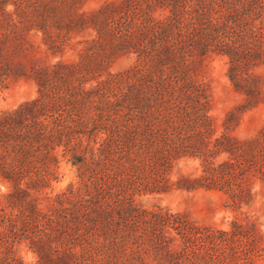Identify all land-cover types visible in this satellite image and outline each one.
Returning a JSON list of instances; mask_svg holds the SVG:
<instances>
[{
    "label": "trees",
    "instance_id": "trees-1",
    "mask_svg": "<svg viewBox=\"0 0 264 264\" xmlns=\"http://www.w3.org/2000/svg\"><path fill=\"white\" fill-rule=\"evenodd\" d=\"M126 1L117 33L118 11L110 2L89 13L79 12V0L47 9L51 18L62 15L63 6L71 13L53 24L54 31L43 27L47 50L72 49L78 59L44 65L36 71L37 95L0 109V264L15 253L19 232L33 228L24 236L36 254L31 264H254L264 254V240L253 221H234L229 229L198 226L179 212L149 205L154 198L144 196L170 187L181 157L200 159L201 169L179 173L178 187L222 185L236 206L249 196L251 178L234 175V190L230 171L246 167L264 176V123L244 149L226 130L214 136L205 76L208 59L225 57L230 82L245 96L242 106L264 104V74L257 71L264 68V0ZM16 16L13 28L26 29ZM89 21L100 22L97 36L86 33ZM2 27L0 54L13 29ZM75 32L87 47H117L120 39L121 47L135 52L134 62L104 75L105 56L89 60L87 48L71 42ZM5 68L0 87L26 71ZM145 87L161 97L156 112L143 101ZM221 151L229 158L219 164ZM62 160L76 167L77 180L49 195L44 190ZM43 192L45 209L38 207Z\"/></svg>",
    "mask_w": 264,
    "mask_h": 264
},
{
    "label": "rangeland",
    "instance_id": "rangeland-1",
    "mask_svg": "<svg viewBox=\"0 0 264 264\" xmlns=\"http://www.w3.org/2000/svg\"><path fill=\"white\" fill-rule=\"evenodd\" d=\"M62 1L0 0V31L2 30L1 28H5L2 26L10 29L13 28L14 21L19 20V16H16V13L20 15L23 25L26 26V29H22L19 24L17 28L12 29V39L8 41L6 51L0 54V73L6 70V64H9L16 73L23 72L20 71L23 69L26 70L25 74H21L18 77H14V75L9 76L5 84L0 87V109L14 108L20 103L36 96L38 89L36 71H40L44 65L59 60L71 62L78 59L72 49L66 48L64 53H52L50 50H47V46L43 43L44 26L53 27L51 31H54L53 24L63 22L71 16L67 6L62 7V5V15H59L60 17L51 18L47 15V9H52L53 6H59L60 8V5L57 4L62 3ZM107 2L112 3L118 11L116 13L115 23H113V32L117 33L120 29L119 25L124 21V15H121V12L127 8L126 0H79L77 9L79 12L84 11L89 13L100 9ZM47 3L48 6H45ZM158 12L155 11L153 14L157 15ZM24 14L27 16H24ZM87 26L86 33L88 32L90 36L98 35L101 28L100 22L94 24L89 21ZM21 34H24L23 39L19 37ZM81 34L78 32L73 33L71 42L75 44L76 48L82 46L87 48V57L90 58L89 60L94 57L100 59L105 56L104 60L106 61H104L103 67L104 75L108 72L115 73L123 71L129 68L134 62L135 52H128L127 49L121 47L123 45L120 39L115 41L117 47L110 44L104 48L95 44L87 47V43L80 42L84 39ZM104 35L103 37L106 42L112 41L109 33L106 32ZM90 36L88 35L87 37ZM226 61L225 57L215 56L214 58L208 59L205 63V76L209 83L211 99L209 114L213 117L214 136L226 130L229 139L236 142L241 149H244L248 146L249 141L256 136L258 130L264 123V104L247 107L242 106L245 96L236 91L230 82L227 76ZM257 71L264 74L263 67ZM150 94L151 96H149ZM142 97L147 107L150 106L155 112L160 109L161 97L154 88L145 87L142 91ZM148 97L150 98L149 101L147 100ZM239 107L241 108L239 109ZM231 113H235L237 116L233 120L230 116ZM228 158V152L221 151L215 157V162L220 164ZM231 158L232 162L236 165L237 156L231 155ZM242 160L243 158L238 156V161L248 166L249 162ZM258 162L260 163L261 159ZM245 168L240 169L239 167H235L233 171H230L234 190L238 187V180L236 181L234 179V175H237L238 178L244 174L248 178H251L250 194L248 196V193H246L244 201L240 206H236L232 202L231 193L222 185L213 188L197 187L191 190L178 187L176 180L179 173H200V159L195 157H181L171 170L169 180L172 184L170 187L160 193L145 195L144 199L153 197L154 199L148 203L149 205L155 203L169 209L171 212H179L198 226L229 229L234 221L242 224L253 221L256 224L257 231L264 240V176L257 169L247 171ZM255 168H257V165ZM76 174V167L62 160L59 164L56 179L52 180L51 187L46 188L44 192L49 195H54L64 190L68 184L77 180ZM221 178L222 173L220 172L219 179L221 180ZM0 190L3 191L2 186H0ZM44 192L41 194L42 196L39 195L40 203L38 202V207L42 209L46 207ZM40 222L43 223L42 216ZM34 229L29 233L27 231L23 232V230L19 232V238L22 241L15 244V253L6 259L5 264H31L35 261L36 254L29 247L28 239L24 237L34 234ZM254 264H264V254L256 255Z\"/></svg>",
    "mask_w": 264,
    "mask_h": 264
}]
</instances>
